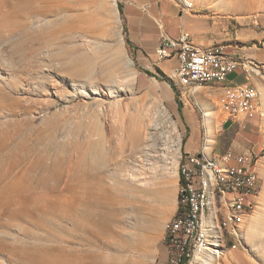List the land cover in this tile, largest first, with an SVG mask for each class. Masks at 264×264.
Segmentation results:
<instances>
[{
  "label": "rangeland",
  "instance_id": "rangeland-1",
  "mask_svg": "<svg viewBox=\"0 0 264 264\" xmlns=\"http://www.w3.org/2000/svg\"><path fill=\"white\" fill-rule=\"evenodd\" d=\"M112 1L62 0L58 17L28 19L18 0H0V213L22 214L20 220L0 216V264H45L44 257L54 264L60 246L70 264H170L164 239L178 202L176 162L183 150L200 154L207 137L199 93L215 112V158L254 151L262 182L242 245L212 264H264V171H258L264 165V0H176L187 16L197 13L223 33L225 54L233 50L258 65L249 74L238 71V83L257 85V113L223 129L217 105L228 89L172 90L177 58L158 61L154 52L149 63L157 66H141L145 61L125 45L126 24ZM159 6L170 28L180 24L177 8L163 0ZM251 52L255 59L247 57ZM153 104L165 108L178 131L179 158L160 152L155 163L146 150L145 134L154 132L147 126L142 143L133 142L131 118ZM83 173L95 177L88 189L81 186ZM43 196L51 201L40 202Z\"/></svg>",
  "mask_w": 264,
  "mask_h": 264
},
{
  "label": "bare ground",
  "instance_id": "bare-ground-1",
  "mask_svg": "<svg viewBox=\"0 0 264 264\" xmlns=\"http://www.w3.org/2000/svg\"><path fill=\"white\" fill-rule=\"evenodd\" d=\"M180 1L186 4V0ZM112 2L114 3V0ZM61 3L62 0H18L17 8L20 12L27 15L28 19L32 17L44 18L49 15L58 17L64 11ZM3 62L4 65H6V61ZM131 64V61H129L124 65L127 69L125 77H127L128 80H131L129 78H133L134 76V73L129 69ZM253 67L257 68L256 65H248V62H244L242 60H235L234 62L235 71H241L245 74H249L250 69H252ZM213 74H221V66H213ZM172 76V82L174 86L184 89L185 92L189 95L194 94L195 90L201 86H214V84L210 83V76H203V82H197L194 83V85L185 84V86L184 78L181 77L180 74L172 73ZM242 85L245 86L246 90L252 95V108L257 102L259 95L258 90L254 84L243 83ZM217 87L221 89H228L229 95L227 97V105L228 107H235V98L231 97L230 87ZM197 103L202 111L203 125L207 137L203 148L204 165L192 167L194 195V208H192V215H194V217L192 221H190L189 230L191 250H187L186 254V246H179V251L168 252V262L170 264H176V258H180V254H185V261L183 264H212L215 261L217 262L224 259L225 256L229 254V249L237 250L238 247L242 245L246 229L245 224L250 214H252L257 205V198L262 188V182L260 181L259 174L255 168L257 158H255V156H249L248 171L250 172L248 176V183L243 185L244 199L240 203V197H242V189H238V187L234 183L235 168L234 163H231L232 159H225L224 156H222L220 158L222 163L220 164L216 159L211 157L212 151L209 152V148L214 142L213 128H215V112L211 110V107L204 100L201 93H199V96L197 97ZM217 106H220V104ZM142 110L137 111V114L131 118L130 124L133 142L136 145H140L142 143L143 132L145 126H147L151 130H154V132L150 133L149 136L148 133H146L144 137V139L149 143H147L148 145L146 150L151 153L150 156L152 160L155 163L157 162V160H160V152H162V156L163 154L166 155L168 152H174L179 158L180 138L178 135V131L173 122L170 121V117L167 114L165 108L161 105L156 106L155 104H153L151 106H148L147 108H142ZM159 129L161 132L159 131ZM170 141L172 142V144L170 143ZM143 145H145V143ZM201 152L200 154L198 153V155L194 156L192 154H189V157L201 158ZM184 160L185 154L181 158L179 163L176 162V168L178 167V172L181 176V169L184 166ZM206 167H211L216 171V178H212V176H206ZM258 171L263 173V164L258 165ZM91 177L95 178L93 176ZM91 177L87 173L82 174L81 186L83 188H89V184L92 180ZM96 179L98 180L97 177ZM214 186H218L220 192H214ZM179 194L181 195V215L182 210H186V200H184L186 187L184 185V180L183 185L179 188ZM250 196H252L253 199H250ZM38 200L43 203L51 201L45 196L41 198L39 197ZM217 200H226V209L218 210ZM91 205L95 207L97 205L96 200H94ZM26 209L29 213H31V210H33V208L29 206ZM206 214H209V225L206 224ZM0 216L5 217L9 220H20L22 217L21 209L2 212L0 213ZM58 216H61L60 212ZM218 219L219 224L217 223ZM93 224H96V222L94 221ZM142 228L143 230L147 228L146 221L142 224ZM167 229L169 232V240H176V236H182L181 227H175V218L171 219V221L167 225ZM225 240L228 244H226ZM141 242L143 243V241ZM144 244L145 243H143V246L146 247L147 245ZM139 246L140 245H138V247ZM167 247H169V244ZM56 251L58 254H60V260H56L54 264H70L68 261V259L70 258L67 256L65 258L64 247L60 246ZM140 252L142 253V251H139V253ZM50 261L53 260L48 257H44L42 260H40V262H43L45 264Z\"/></svg>",
  "mask_w": 264,
  "mask_h": 264
},
{
  "label": "built area",
  "instance_id": "built-area-1",
  "mask_svg": "<svg viewBox=\"0 0 264 264\" xmlns=\"http://www.w3.org/2000/svg\"><path fill=\"white\" fill-rule=\"evenodd\" d=\"M155 57L158 61L176 57L179 65L172 73L180 74L184 78V86L185 84L194 85V83L203 82V76H210V83L214 84V89L215 86L230 87L231 97L235 98V107H228L227 98L221 97L219 109L222 117H225L221 123L222 126L220 125L221 129H223L225 123L240 124L246 117L251 115V104H253L251 93L242 84L230 83L229 75L235 72V60H244L248 62V65L258 66L256 62L238 58L233 54H225L223 48L217 43L207 48L194 46L190 34L186 32H181L177 38L161 35L159 44L155 49ZM213 66H221V74H213ZM203 155L204 149H202L201 158H190L189 154L185 153L184 166L181 171L186 187L184 199L186 200V210H182V214L175 218V227H181L182 236H176V240H169L167 237V240H169L167 252L179 251V246H186V254L187 250H191L189 230L190 221L194 217L192 215V208H194L192 167L204 165ZM222 156L225 159H234V183L238 189H242L241 203L244 199L243 185L248 183L250 172L248 171L249 156H257V154L249 150L238 154L227 152ZM206 176L216 178L217 173L213 168L206 167ZM214 192H220L218 186H214ZM226 200H217L218 210L226 209ZM226 244H228L227 241ZM232 251L235 250L229 249V254ZM184 261L185 254H180V258H176V264H183Z\"/></svg>",
  "mask_w": 264,
  "mask_h": 264
},
{
  "label": "crops",
  "instance_id": "crops-1",
  "mask_svg": "<svg viewBox=\"0 0 264 264\" xmlns=\"http://www.w3.org/2000/svg\"><path fill=\"white\" fill-rule=\"evenodd\" d=\"M161 1L162 0H118V3L120 4L122 9V16L126 24L125 36L128 38V40L135 48L133 51L135 60L145 61L141 66H153L157 64L156 62L149 63V61L154 56V52L159 44L161 35L167 36L169 38H177L181 34V32H186L190 34L191 37L194 38V40H192L194 46H198L200 48H207L215 43L219 44L221 42V40H218V37L223 36V33H219L218 29H216L214 26L209 25L208 22L204 20L201 15L197 13H193V14L190 13V15L187 16L184 13V11L186 10L179 2H177L176 0H163L164 2L170 3L172 4L173 7L177 8L180 14V24L170 28L167 22L165 21L169 17L168 13L165 10L163 11L160 10L159 3ZM182 14L184 15L183 17ZM185 18L192 21L191 25L193 28L189 30L186 28L187 23L185 21ZM170 29L173 30L179 29V31L172 32ZM232 41H233L232 38L224 40V42H232ZM230 47L232 48L231 45H228L225 48L228 49ZM235 53H239V52L232 50L231 54L237 56ZM252 53L255 52H251V54H248L247 57L255 59L256 54H252ZM240 73L241 72L238 71L231 73L229 75L230 83L240 84L238 83ZM253 84L256 85L255 82ZM255 106L256 105H254L251 108V115L257 113V111L255 110L256 109ZM175 112L179 114L177 107ZM183 119L185 120L184 114H183ZM215 140L216 139H214L212 146L209 148L210 149L209 152L212 151L211 157L216 159L221 164L222 162L220 158L219 159L215 158L213 155V151H214L213 147L216 146ZM197 152L198 151H196L195 148H191L187 151L183 150L184 154L185 153L195 154ZM177 209H178V202L175 205L173 216L175 215ZM167 257H168V252H167Z\"/></svg>",
  "mask_w": 264,
  "mask_h": 264
},
{
  "label": "trees",
  "instance_id": "trees-1",
  "mask_svg": "<svg viewBox=\"0 0 264 264\" xmlns=\"http://www.w3.org/2000/svg\"><path fill=\"white\" fill-rule=\"evenodd\" d=\"M117 9H118V12L120 13V15H122V9H121L120 4H117ZM123 33H124V36H125L126 29L123 30ZM124 41H125L126 47L128 49H130L131 51H134V49H135L134 46L131 44V42L128 40V38L126 36L124 38ZM134 59H135V57H134ZM140 71H142V70H140ZM142 72H144L145 74H147V75H149L151 77H155L158 81H161L162 78L166 77V75L158 67L156 68V72H157V74L159 75V77L161 79L158 78L156 75L151 74L149 71L145 70V71H142ZM171 84H172V86H171L172 90H176V87L174 86L173 82H171ZM184 142H185V139H183V143ZM182 162H183V160H182ZM179 177H180L179 186H182L183 185V179H182L181 175H179ZM180 196L181 195L179 194L178 195V209H177L176 214L174 215L173 219L176 218L181 213V205H180L181 197ZM167 237L169 238V232H167L166 237L164 239V243L168 246L169 240H167Z\"/></svg>",
  "mask_w": 264,
  "mask_h": 264
}]
</instances>
